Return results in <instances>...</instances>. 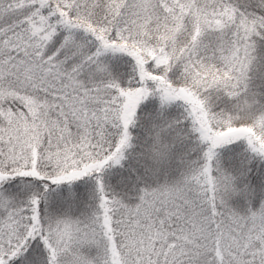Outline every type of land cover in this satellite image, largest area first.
<instances>
[{"label":"snow or ice","instance_id":"1","mask_svg":"<svg viewBox=\"0 0 264 264\" xmlns=\"http://www.w3.org/2000/svg\"><path fill=\"white\" fill-rule=\"evenodd\" d=\"M0 264H264V0H0Z\"/></svg>","mask_w":264,"mask_h":264}]
</instances>
